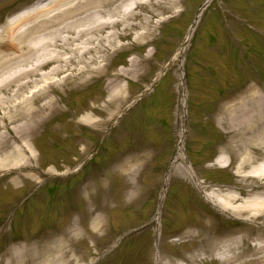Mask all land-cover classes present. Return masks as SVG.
<instances>
[{"label": "rangeland", "instance_id": "374dc122", "mask_svg": "<svg viewBox=\"0 0 264 264\" xmlns=\"http://www.w3.org/2000/svg\"><path fill=\"white\" fill-rule=\"evenodd\" d=\"M48 1L60 0H0V31ZM158 1L138 6L150 26L116 40L98 71L51 89L57 109L28 138L29 161L0 171V264H182L205 244L196 238L202 229L243 237L242 247L264 244L256 238L264 212L248 220L204 199L230 193L237 207L264 191V177L235 173L240 157L228 146L238 132L218 119L248 88L264 105V0H177L165 12ZM86 116L96 124L82 123ZM143 153L147 164L129 178L125 163ZM190 264L217 263L206 256Z\"/></svg>", "mask_w": 264, "mask_h": 264}, {"label": "bare ground", "instance_id": "6f19581e", "mask_svg": "<svg viewBox=\"0 0 264 264\" xmlns=\"http://www.w3.org/2000/svg\"><path fill=\"white\" fill-rule=\"evenodd\" d=\"M143 2L144 0H77L75 3L67 0L48 1L8 21L0 31V39L8 48L7 53L0 51V109L4 110L0 114V171L26 165L29 161L32 151L27 143L28 138L57 109L58 101L49 99L53 87L84 81L88 75L100 69L108 51L116 47V40L125 39L131 30L138 27L144 26L142 29H147L150 26V19L144 18L140 12H134ZM176 3L177 0L158 1L155 7L165 12V5L172 8ZM54 6L56 7L53 8ZM204 7L203 5L199 10L188 29L183 44L175 54L176 58H181ZM136 19L141 21L137 25L133 23ZM25 22H28L26 27L20 29L18 26ZM145 33L147 31L138 38H146ZM113 94L110 96L111 100L115 96ZM42 100L46 101L38 105ZM235 100L232 105L223 106L218 116L222 125L238 132L233 134L228 146L234 148L233 151L228 148L230 155L237 152L240 157L235 173L241 179L247 177L244 176L246 170L249 171L248 175L264 177V159L259 160L264 153L263 102L261 103L253 88L246 89ZM81 122L96 124V121L87 116ZM103 123L104 121H99L97 125L101 126ZM9 126H12L11 129ZM179 139L174 161L181 151L183 132ZM146 162V153L139 157L133 156L125 163L124 173L129 178H134L140 171V166L144 167ZM221 163L222 161L218 162ZM112 175L108 173L107 177ZM104 182L103 178L97 185ZM243 193L248 194L246 191ZM220 194L221 191H218L211 196H204V199L221 213L240 217L244 215L245 219L256 220L258 218L253 215L264 212V191L237 207L233 205L239 203L238 197L230 193ZM158 215L157 212L156 219ZM94 223L100 230L104 226L101 217ZM206 232V229H202V232L197 233L196 238H200L205 244L191 257L182 260V264H190L197 257L206 256L217 264H264V256L254 258L256 254L264 252V244H257L252 248L242 247L241 244L246 240L243 237L238 239L230 234L218 238L210 236V232L207 235ZM185 235L189 236V233ZM256 238L261 241L264 233ZM240 247L243 248L242 251H239ZM247 254H250L251 259H246ZM165 264L173 263L167 261Z\"/></svg>", "mask_w": 264, "mask_h": 264}]
</instances>
